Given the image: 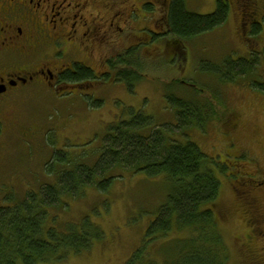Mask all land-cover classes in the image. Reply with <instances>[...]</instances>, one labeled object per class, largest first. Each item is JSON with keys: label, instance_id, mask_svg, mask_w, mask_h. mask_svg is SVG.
Wrapping results in <instances>:
<instances>
[{"label": "rangeland", "instance_id": "obj_1", "mask_svg": "<svg viewBox=\"0 0 264 264\" xmlns=\"http://www.w3.org/2000/svg\"><path fill=\"white\" fill-rule=\"evenodd\" d=\"M217 1L186 0V7L191 13L207 15L216 11ZM228 1L226 23L187 40L184 54L170 52L166 37L153 35L167 30L169 11L167 16L161 11L162 16L154 17L147 6L131 13L128 19L135 34L131 40L134 70L141 75L140 81L129 91L121 81L103 86L96 93L97 98L81 95L66 102L51 98L34 103L31 116L39 130L34 139H21L14 134L0 136V207L17 204L32 191L39 195L44 185H57L62 178L68 182L70 160L74 166H93L103 154L109 125L120 117L132 119L143 113L152 117L154 126L161 130L177 126L178 107L170 103L169 97L192 99L200 89L199 96L216 110L215 119L204 125L192 124L184 134L170 135L182 143L194 141L216 170L219 167L218 171L227 163L225 173L218 172L222 186L216 212L225 234L227 263L254 264L262 256L259 244L254 238L246 240L245 235V230L251 228L248 216L253 208L234 189L243 172L238 177L233 172L241 169L240 165L235 166L240 159H255L248 168L254 179L262 173L258 161L264 166V92L252 84L264 74V0H256V20L248 19L239 5L236 4V10ZM159 5L161 9L170 6L167 0ZM259 53V68L252 79L241 77L231 83L218 79L228 61L250 59ZM209 85L215 92L207 89ZM106 177L115 178L107 191L86 186L76 197L63 196L68 207L57 214L54 222L50 219L52 227L47 225L63 231L90 216L103 231L101 238H96L88 251L72 252L66 260L45 264H125L140 246L167 200L168 181L165 176L151 177L126 169L113 170ZM102 179L99 176V181Z\"/></svg>", "mask_w": 264, "mask_h": 264}, {"label": "trees", "instance_id": "obj_2", "mask_svg": "<svg viewBox=\"0 0 264 264\" xmlns=\"http://www.w3.org/2000/svg\"><path fill=\"white\" fill-rule=\"evenodd\" d=\"M217 4L214 13L200 15L187 10L186 0H174L165 35H170L173 44L181 50L187 40L224 25L229 17V4L223 0H218ZM259 61L260 54L252 55L249 60H230L218 73L223 78L218 79H224L225 83L241 77L252 79ZM134 71L121 76L130 89L141 78L137 70ZM207 89L215 92L211 85ZM261 90L264 91V86ZM197 92L202 90L197 89ZM200 93L192 99L169 97L170 103L178 107L177 126L161 130L154 126L152 117L143 113L111 123L103 154L93 166H74L70 160L68 182L62 178L57 185H44L39 195L32 191L21 202L0 207V264L52 263L66 260L72 252L90 250L103 232L90 216L84 217L80 225L72 223L63 231L47 228V225L52 227L50 219L54 222L57 214L68 207L63 196L76 197L86 186L107 191L115 178L106 175L117 169L151 177L165 176L170 187L159 216L125 264H228L225 234L216 213L222 186L220 174L223 175L225 169L216 170L194 141L182 143L170 135L174 132L184 134L192 124L204 125L217 115ZM148 130L150 133L145 134ZM99 176L103 177L100 181Z\"/></svg>", "mask_w": 264, "mask_h": 264}, {"label": "flooded vegetation", "instance_id": "obj_3", "mask_svg": "<svg viewBox=\"0 0 264 264\" xmlns=\"http://www.w3.org/2000/svg\"><path fill=\"white\" fill-rule=\"evenodd\" d=\"M161 1L0 0V136L34 139L39 131L31 116L34 103L51 98L66 102L81 95L97 98L101 87L131 75L135 34L128 17L147 6L154 17L162 16L161 11L167 16L174 0H167V9H161ZM231 2L256 20V0ZM257 84L264 92V74ZM237 161L241 169L233 174L248 177H238L234 189L253 208L246 240L258 242L262 256L253 263L264 264V166L257 157L262 173L254 179L248 168L255 159Z\"/></svg>", "mask_w": 264, "mask_h": 264}]
</instances>
